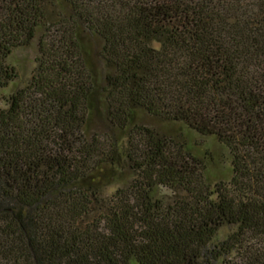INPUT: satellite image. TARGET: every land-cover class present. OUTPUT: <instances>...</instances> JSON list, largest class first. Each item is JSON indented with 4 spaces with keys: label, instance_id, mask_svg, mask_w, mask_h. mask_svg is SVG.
I'll return each mask as SVG.
<instances>
[{
    "label": "trees",
    "instance_id": "16d2710c",
    "mask_svg": "<svg viewBox=\"0 0 264 264\" xmlns=\"http://www.w3.org/2000/svg\"><path fill=\"white\" fill-rule=\"evenodd\" d=\"M32 44L0 108V264H264V0H0V90Z\"/></svg>",
    "mask_w": 264,
    "mask_h": 264
},
{
    "label": "rangeland",
    "instance_id": "374dc122",
    "mask_svg": "<svg viewBox=\"0 0 264 264\" xmlns=\"http://www.w3.org/2000/svg\"><path fill=\"white\" fill-rule=\"evenodd\" d=\"M35 57L36 44H32L29 48L13 52L8 63L16 70L17 78L7 88L0 90V108L5 106L4 100L8 95L27 83L35 68ZM144 119L148 126L150 125L160 133L166 134V136L172 135L175 137L181 132V126L178 124L161 122L153 120L150 117H145ZM188 139V144L192 146V153L203 159L206 164L205 175L207 179L212 183L217 182V180L228 181L231 176V170L230 156L227 150L213 138H203L192 134Z\"/></svg>",
    "mask_w": 264,
    "mask_h": 264
}]
</instances>
